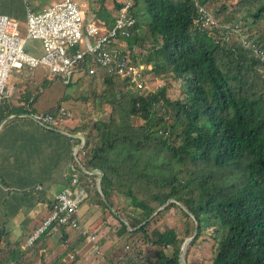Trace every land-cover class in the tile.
<instances>
[{
	"label": "trees",
	"instance_id": "trees-1",
	"mask_svg": "<svg viewBox=\"0 0 264 264\" xmlns=\"http://www.w3.org/2000/svg\"><path fill=\"white\" fill-rule=\"evenodd\" d=\"M133 2L139 20L128 41L132 43L130 53L126 52L130 65L148 64L160 77L182 81L183 97H172L169 85L150 90L145 81L123 79L118 71L104 77L100 95L91 90L100 78L98 73L68 85L81 89L75 97L84 105L73 108L83 122L68 134L82 133L87 139L72 167L81 172V189L88 192L91 203L118 220L119 239L128 237L122 243L124 250L117 249L118 255L111 253V258L97 262L180 264L182 246L198 228L187 257L203 238L212 245V259L205 256L201 263L191 264H264V0H199L200 6L192 0ZM113 3L114 10L121 8L120 0ZM144 12L150 17L146 25L140 17ZM25 13L23 3L11 12L0 6V14L23 19ZM97 16L113 27L115 19L105 5ZM232 29L233 35L226 36ZM115 80L125 90L110 88ZM38 94L27 92L16 102L5 101L0 124L11 116L34 115ZM90 97L96 102L104 99L93 103L104 118L88 117L85 122L84 114L91 113ZM46 112L55 116L58 111ZM17 121L39 126L30 119L11 120ZM81 166L103 173V197L89 185L97 176L82 172ZM48 209L50 216L53 207ZM169 212L181 214L183 220L164 227L161 222L167 225L164 214ZM122 215L133 231L119 219ZM56 228L53 223L46 237H53ZM58 229L64 240L74 238L65 226ZM74 235V240L83 236ZM8 240L3 225V264L61 260L47 261L53 249L46 243L24 249L19 240L14 244ZM100 244H95L99 250Z\"/></svg>",
	"mask_w": 264,
	"mask_h": 264
},
{
	"label": "rangeland",
	"instance_id": "rangeland-1",
	"mask_svg": "<svg viewBox=\"0 0 264 264\" xmlns=\"http://www.w3.org/2000/svg\"><path fill=\"white\" fill-rule=\"evenodd\" d=\"M63 1V0H60ZM59 1V2H60ZM84 5H87L86 13L89 17V19L92 18V15L98 11V8H100L102 5H105L109 11H111L112 14L116 13V10H114V3L113 0H107L104 4L101 3L100 0H82ZM124 0H120L122 2ZM21 3H23L26 7L31 6V0H0V6L5 12H11V10L17 8ZM28 8H26L27 11ZM141 17L142 22L144 25L150 23L149 19L150 17L147 15L146 12H144ZM18 21L20 24H25L26 22V15L23 17V19H19ZM106 28L110 29L111 26H108L106 24ZM23 36H26V25H24V29L22 31ZM116 47L118 48H126L128 46V41L124 39L116 40ZM119 44V45H118ZM132 43H130L131 45ZM129 45V47H130ZM120 46V47H119ZM28 50L29 52L36 58H40L44 55V50L42 47V42L40 40H29L28 41ZM81 50H86V44L81 45ZM130 48L128 49V52L130 53ZM145 58V56H144ZM148 66V67H147ZM146 68V77L147 79L146 83L150 90L156 89L157 87H162L164 85H169L170 90L172 93V97H183L182 87L180 83L173 77H160L159 73L154 71V67L147 64ZM104 75H102L98 81L94 84V86L91 88L92 91L98 92L100 95L101 93H104ZM76 78H74L75 80ZM10 85H17L18 90L20 91L19 94L23 95L27 92H32L33 95H36L39 93L36 97L39 99L34 105V109L38 112H43L48 108L56 107L60 103H64V105H69V98L68 95H70L69 91L67 90V85L64 83V81L58 77L52 76V74L49 71V68L45 65H39L36 68L26 66L23 70L15 71L11 73L10 79H9ZM46 84V87L44 88V91L41 92V89L43 85ZM110 88L119 91V90H125L124 86L117 80H115V84L111 86ZM81 89H77V93H80ZM129 90V89H128ZM131 91H135V89H131ZM19 94L15 95V97H19ZM91 94V92H90ZM91 105L88 108H91V113L88 115V113L84 114L85 122H89L88 117H93L90 119L101 117L104 118V116L101 114V112H96L94 110V100L96 102V98L90 97ZM100 103L103 102L104 99L98 98ZM81 106H84L81 104ZM73 112V108H68ZM89 110V111H90ZM94 112V113H93ZM105 118H108V114L105 115ZM68 116H63L61 121L68 120ZM18 120V119H16ZM76 118H73L72 121H76ZM69 119V124L73 125L72 122ZM11 122V121H9ZM7 122V123H9ZM20 121L14 122L19 123ZM6 123V124H7ZM5 126V125H4ZM58 135H61L57 133ZM76 160V158H75ZM73 168V167H72ZM76 174L79 183L77 185L73 184L72 181L68 182L67 189L66 187H60L59 189H52V195L55 197V194L57 192H60L61 190L66 189L69 190H76L79 189L81 191H84L85 189L81 187L83 186L82 176L80 171H75L74 169H71L68 173V180L72 179L73 175ZM98 180L101 181V178H99V175L96 179L92 178L89 181V185L91 188V191H93L94 188L98 189ZM1 181H4L1 179ZM73 187V189H72ZM88 194V193H87ZM114 209V208H113ZM112 211H115V209ZM0 210L2 208L0 207ZM79 210L81 215V219L83 221L84 226L91 232H95L96 235V242L100 244L101 250L95 246L93 242H89L88 240L90 237H87L81 232H75L72 231L70 228H67V233L73 234L74 238H70L68 241L69 243L63 242L61 239H58L61 234L63 233L60 230H55L57 233L53 235V237H46L45 233L41 235L40 239L38 240L36 246H40L44 243L46 245H50V248L54 250V254H50V257L47 261H55L59 258H61V261L57 264H99L103 261V257H109L108 255H111V253L118 255L119 250L117 249H123V242L126 241L127 236L123 238V241L119 239L116 232L120 229L118 220L115 217H112L111 213L108 211H105L101 206L96 205L94 202L91 203L90 199L89 201H85L83 203L82 211H81V203L79 204ZM4 211V210H3ZM158 211V210H157ZM156 211V212H157ZM156 212L154 214H156ZM159 213V212H158ZM157 213V214H158ZM169 214V215H168ZM44 216V217H43ZM49 216V209L47 207V204L42 203H30L29 205H26L24 209L20 212V214L15 215L11 218L9 216H6L5 218H0V227L5 225L7 231L10 234V238L8 241L11 242V244H14L16 240H19L21 242V245H26L27 240V233L31 230V227L35 224L37 226H42L43 220L47 219ZM154 216V215H153ZM156 216V215H155ZM154 216V217H155ZM122 221L126 220L124 216L122 215ZM165 221L167 225H164V221L161 222L164 227H174L175 223L178 219L183 220L181 218V214L175 213V212H169L164 214ZM41 219V220H40ZM124 219V220H123ZM127 221V220H126ZM128 222V221H127ZM125 223V222H124ZM129 224V222H128ZM143 223L142 225H144ZM141 225V226H142ZM130 229L133 230L129 225ZM129 229V228H128ZM82 234L81 240H74L75 235ZM49 236V234H47ZM85 236V237H84ZM57 240V242H56ZM70 241H74L73 243H70ZM200 243L193 248L192 255L188 258V264H191L194 262L201 263L205 256L208 260L212 259V256L210 253V247L212 246L210 243H204L203 238L200 239ZM138 245L141 246L140 242H137ZM190 244V242H189ZM189 244L186 247V253L187 249L189 247ZM7 245V244H6ZM7 247V246H6ZM143 249L146 251L147 247L145 245H142ZM209 254V255H207ZM78 258V260L76 259ZM111 258V257H109ZM115 260H119V256L114 257ZM99 261V263L97 262ZM51 262V263H52ZM75 262V263H73ZM209 264V262H207ZM0 264L1 260H0Z\"/></svg>",
	"mask_w": 264,
	"mask_h": 264
},
{
	"label": "built area",
	"instance_id": "built-area-1",
	"mask_svg": "<svg viewBox=\"0 0 264 264\" xmlns=\"http://www.w3.org/2000/svg\"><path fill=\"white\" fill-rule=\"evenodd\" d=\"M130 8V3H127L119 12L114 27L108 29L104 23H87L79 3L67 0L42 12L30 11L26 22V36L22 34V24L0 15V101L8 94L7 81L12 72L23 70L26 66L36 68L45 65L53 76L69 78L85 68L86 56L109 74L118 71L123 79L142 80L145 66H131L126 56L122 57L124 53L119 48H112L120 37L130 35V28L137 22L130 14ZM205 24L208 25V21ZM29 40L42 42V57L36 58L28 51ZM82 44H86L85 51L81 50ZM95 69L96 67L90 68L89 73L94 75ZM77 183L78 179L75 177L73 184ZM82 195L83 192L79 189L60 193L56 197L53 213L29 239L28 245H32L52 223L79 230L78 204Z\"/></svg>",
	"mask_w": 264,
	"mask_h": 264
},
{
	"label": "crops",
	"instance_id": "crops-1",
	"mask_svg": "<svg viewBox=\"0 0 264 264\" xmlns=\"http://www.w3.org/2000/svg\"><path fill=\"white\" fill-rule=\"evenodd\" d=\"M59 1L60 0H31V9L35 12H42L53 4L59 3ZM98 12L99 8L94 15L96 16ZM77 79L78 78L72 82L75 83ZM45 87L46 84L43 85L41 92L44 91ZM68 87L69 86H67V90L70 93V95H68L70 106L66 107L64 103H60L54 108L63 107L67 109L71 114L70 118L74 116L77 120L72 121L69 118L73 122V125L69 124V119L58 125V131L61 130L63 133L43 129L40 126L26 122H9L5 124V126L1 125L0 207L2 210H0V218H5L6 216L11 218L18 215L24 207L30 203L47 204V207L51 208V201L67 189L68 173L73 169V158L75 159L78 147L77 141H72L66 133L68 134V131L77 128L78 124H80L81 121L83 122L81 118L75 116L74 113L68 109L71 107L75 109L76 106H78L79 109L81 105V101L75 97L79 95V92L75 93L77 85L73 86V88ZM49 109H53V107L43 112ZM1 179L4 181H1ZM64 186L66 189L64 190L63 188V190L57 192L55 197H53L52 189L55 188L57 190ZM37 228H39L37 224L31 227V230L26 235L27 240L35 233ZM56 233L57 231H53L52 235ZM8 236L10 238L9 232ZM58 239L68 243V241L64 240L62 234ZM70 243L73 242L70 241ZM24 246H22V248H24ZM2 249L5 255L8 251V245H3ZM50 254H54V250L52 253H48L46 258H49Z\"/></svg>",
	"mask_w": 264,
	"mask_h": 264
},
{
	"label": "clouds",
	"instance_id": "clouds-1",
	"mask_svg": "<svg viewBox=\"0 0 264 264\" xmlns=\"http://www.w3.org/2000/svg\"><path fill=\"white\" fill-rule=\"evenodd\" d=\"M65 1H67V0H64V1H61V2H59V3H63V2H65ZM192 1H194L195 3H196V5L197 6H200V4H199V0H192ZM76 2H78L79 3V5H80V7H81V10L84 12V15H85V21L88 23V22H91V21H95V22H97L98 24L99 23H104L105 24V26H106V24H107V22H106V20H104V19H100L98 16H97V14H96V16L95 15H92V18L91 19H89V17H88V15H87V13H86V8H87V5H84L83 4V1L82 0H76ZM127 3H130V5H131V8H130V14L131 15H133L134 17H135V19H136V24L132 27V28H130V35L128 36V37H120L119 38V40L120 39H124V40H127V41H129V39H131L130 37H131V32L136 28V26H137V24H138V20H139V15L136 13V10H137V8L136 9H134V2H133V0H124V1H122L121 2V8L120 9H118V10H116V13H115V16H114V14H112V16H113V18L115 19V22H116V18H117V16H118V14H119V12L122 10V8L127 4ZM57 4V3H56ZM53 5H55V4H53ZM52 5V6H53ZM26 8H28L27 9V11H26V22H27V17H28V13L30 12V11H32V12H35V11H33L32 9H31V6H27ZM101 8V7H100ZM100 8H99V10H100ZM0 15H2V16H6V17H9V18H11V19H13V20H16V21H18V19H16V18H13V17H11V16H8V15H4V14H0ZM98 18V19H97ZM19 22V21H18ZM26 22H25V24L24 25H26ZM115 22H114V25H115ZM23 25V24H22ZM24 25H23V29H24ZM114 25H113V27H114ZM113 27H111L110 29H112ZM23 29H22V31H23ZM233 33H234V29H232V30H230V31H228L227 32V34H226V36H232L233 35ZM119 45V44H118ZM120 47V46H119ZM112 48H118V47H116V44H114V45H112ZM129 48H131V47H129V42H128V46L126 47V48H119V50H121L125 55L124 56H126V52H128V49ZM111 50V49H110ZM29 51V50H28ZM126 58L129 60V55L128 56H126ZM91 59L88 57V56H86V64H85V68H83L82 70H80L81 72H75V73H73L69 78H67V77H65V76H56V77H58V78H60V79H62L63 81H64V83L66 84L67 83V86L74 80V78H78V79H80L81 77H85L86 78V76H95L97 73H98V77H101L102 75H104L105 77H107V76H112V75H114V74H109V73H107L104 69H102L100 66H97V65H95L94 63H92L91 61H90ZM262 60H263V58H262ZM89 61H90V65H89ZM140 66H142V65H140ZM143 66H145V69H144V77L142 78V80L143 81H147V77H146V70H147V68H146V66L147 65H143ZM151 66V65H150ZM94 68V67H96V73L94 74V75H91L90 73H89V69L90 68ZM148 67V66H147ZM20 71V70H19ZM80 76V77H79ZM10 79V78H9ZM149 80V79H148ZM6 90L8 91V94L7 95H5V96H3L2 97V99H1V101H0V111H1V108H2V105H3V103L5 102V101H7V102H9V103H11V102H16V100H18L19 98H20V96H22V95H20L19 94V90H18V87H17V85H10L9 84V80L7 81V88H6ZM17 94H19V97H15V95H17ZM24 95V94H23ZM34 111H35V109H34ZM57 115H55V116H51V115H48L47 114V112H35V114L34 115H29V114H27V115H20V116H11V117H9L8 119H6V120H4L1 124H0V127H1V125H5L7 122H9V121H11V120H14V119H18V118H22V119H30V120H34V121H36L37 122V124L40 126V127H42L43 129H47V130H52V131H55V132H61V133H63V131H58V125H60V124H62L64 121H61V119L63 118V116H68L69 118L71 117V114H70V112L67 110V109H65V108H63V107H58L57 108ZM63 111H64V114H63ZM50 123V124H49ZM65 134V133H64ZM66 135L67 136H69L71 139H72V141H75L76 142V140H74V139H78V140H81V142L80 143H78L77 142V147H78V149H77V153H76V155H75V158L76 159H78V156H77V154H78V151L79 150H81L82 148H84L85 147V145L83 146V147H81L82 146V143H83V138L81 137V136H84L85 137V139H86V136L84 135V134H82V133H79V134H76V135H72V134H67L66 133ZM86 142H87V139H86ZM81 170H82V172H84V173H89L91 176L92 175H96V176H98V174L97 173H93V171H95V170H93L92 172H88L87 171V169L84 167V166H81ZM75 177H77L76 176V174H74L73 175V177H72V179H71V181H72V183H73V180H74V178ZM97 178V177H96ZM78 179V178H77ZM78 183H79V180H78ZM77 183V184H78ZM76 184V185H77ZM67 191V190H66ZM71 191H75V190H71ZM81 191V190H80ZM86 190H84V191H82L83 192V195L80 197V201H79V204L81 203V211H82V207H83V203L85 202V201H89V195L87 194L88 192H85ZM101 191H102V189H101ZM64 192V191H63ZM62 193V192H61ZM99 193H100V191H99ZM100 194H102V193H100ZM57 197V196H56ZM56 197L54 198V200H55V204H54V206H52L51 205V208L53 207V211H54V208H55V205H56ZM102 197H103V194H102ZM79 204H78V218H79V223H80V225H81V228L79 229V230H74V229H72L70 226H68V225H62V226H65L66 228H70L72 231H75V232H81L82 231V233L84 234V235H86L87 237H90L89 238V240L91 241V242H93L94 244H98V242H96V235H94V234H89L88 233V229L84 226V224H83V221H82V219H81V215L82 214H80V210H79ZM53 213V212H52ZM51 213V214H52ZM51 214H50V216H51ZM50 216H48V218L50 217ZM121 217V216H120ZM119 217V219L120 220H122L121 218ZM48 218L47 219H45L44 221H43V223H42V226H40L39 228H37L36 229V231H35V233L30 237V238H32L42 227H43V225H44V223L48 220ZM53 224V223H52ZM52 224L51 225H49L48 227H47V229L43 232V233H41L40 235H39V237L36 239V241L32 244V245H28V241H29V239L27 240V242H26V245L24 246V249H26V248H31V247H33V246H36V244H37V242H38V240L40 239V237H41V235L42 234H44V233H46L48 230H49V228L52 226ZM126 224V223H125ZM127 225V224H126ZM59 227H61V226H58V224H57V228L56 229H54V230H60V229H58ZM95 233V232H94ZM188 240V239H187ZM185 243V242H184ZM191 243V242H190ZM183 247V246H182ZM182 250V249H181ZM187 252H188V249H187ZM180 259H181V255H180ZM180 264H181V262H180Z\"/></svg>",
	"mask_w": 264,
	"mask_h": 264
},
{
	"label": "water",
	"instance_id": "water-1",
	"mask_svg": "<svg viewBox=\"0 0 264 264\" xmlns=\"http://www.w3.org/2000/svg\"><path fill=\"white\" fill-rule=\"evenodd\" d=\"M81 137L83 138L82 139L83 143H82L81 147H83L86 144V139H85L84 136H81ZM93 173H97L99 175V178L102 179L103 173L100 170H95V171H93ZM97 184H98V189H99L100 193H102V191H101V181L98 180ZM170 202H172V201H170ZM167 205H165V206L161 207L160 209H158V211L156 212V214H154V216L157 215L158 212H160L163 209H165ZM120 218L122 219V217H120ZM124 222L127 224V227L129 228L130 231L134 230V229L133 230L130 229L129 224H128V222L126 220H124ZM197 234H198V228L196 229L195 234L192 237H190L188 240H186L185 243L183 244V247H182V250H181V259H180L181 264H188V257H187V253H186V247L189 244V242H191L194 238H196Z\"/></svg>",
	"mask_w": 264,
	"mask_h": 264
}]
</instances>
